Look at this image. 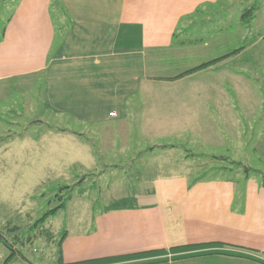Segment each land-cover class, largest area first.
I'll use <instances>...</instances> for the list:
<instances>
[{
    "label": "crops",
    "instance_id": "0c3cea01",
    "mask_svg": "<svg viewBox=\"0 0 264 264\" xmlns=\"http://www.w3.org/2000/svg\"><path fill=\"white\" fill-rule=\"evenodd\" d=\"M34 93L55 127L75 124L82 145L128 154L129 168H146L152 145L252 169L245 144L264 162V0H17L0 35V109ZM168 138L179 143L156 145ZM137 175L138 202L108 197L67 225L62 264H264L260 179Z\"/></svg>",
    "mask_w": 264,
    "mask_h": 264
},
{
    "label": "rangeland",
    "instance_id": "374dc122",
    "mask_svg": "<svg viewBox=\"0 0 264 264\" xmlns=\"http://www.w3.org/2000/svg\"><path fill=\"white\" fill-rule=\"evenodd\" d=\"M16 2L0 0V35ZM37 93L15 99L10 107L0 109V233L12 248L0 242V264H53L58 242L67 225L87 222L108 205V197L128 194L129 198L118 203L139 201L133 198L138 187L137 174L155 177L185 173L192 180L239 179L247 170L256 180L264 176V162L252 160L249 144L242 150L248 155L244 152L242 156L249 160L247 165L252 169L227 157H195L174 146L166 150L152 145L149 152L138 154L146 168L140 169L136 163L129 168L125 161L128 154L99 152L102 144L98 141L82 145L75 136V124H70L69 130L55 127L63 124L46 113ZM168 139H158L156 145L163 146L167 141L179 143V139ZM253 139L249 137L245 141ZM187 157L190 159L182 162ZM114 165L120 168L109 167ZM65 186L68 188L59 190ZM60 203H64L66 209H58L43 224L33 227L44 212ZM10 253L13 257L6 263Z\"/></svg>",
    "mask_w": 264,
    "mask_h": 264
},
{
    "label": "trees",
    "instance_id": "16d2710c",
    "mask_svg": "<svg viewBox=\"0 0 264 264\" xmlns=\"http://www.w3.org/2000/svg\"><path fill=\"white\" fill-rule=\"evenodd\" d=\"M253 10H254V8H249V9H247V10L242 14V19H243L245 22L248 21V19H249V17H250L249 14H250ZM208 64H209V63L202 64V65L198 66V67H197L196 69H194V70H197V69H200V68H202V67H205V66H207ZM194 70H192V71H194ZM245 173L248 174L249 171L245 170ZM259 182H260V186H261V187H264V176H262V177L260 178ZM65 188H68V186H65V187H63V188H60L59 190H61V189H65ZM63 207H64V203H60L57 207H55V208H53V209H49V210H47L46 212H44V213H43V214H42V215H41V216H40V217L34 222L33 227L36 228L37 226L43 224L44 221H45L50 215H54L58 209H61V208H63ZM15 229H17V228H15ZM11 231H14V230H11ZM64 233H65V232L62 233V236H61V238H60L58 244H60V243L62 242V239H63ZM16 241H17V238L15 239L14 242H16ZM0 242H1L4 246H6L7 248H11V246H10V245L7 243V241L3 238V236H2L1 233H0ZM11 249H12V248H11ZM11 251H12V250H11ZM11 257H13V254H12V253H10V255L8 256V258L6 259V263H8V262L10 261ZM55 264H62L61 255H60V250H59V249H58V252H57V255H56Z\"/></svg>",
    "mask_w": 264,
    "mask_h": 264
},
{
    "label": "built area",
    "instance_id": "2783aa9c",
    "mask_svg": "<svg viewBox=\"0 0 264 264\" xmlns=\"http://www.w3.org/2000/svg\"><path fill=\"white\" fill-rule=\"evenodd\" d=\"M108 116H109V117H115L116 114H115V112H110V113L108 114Z\"/></svg>",
    "mask_w": 264,
    "mask_h": 264
}]
</instances>
